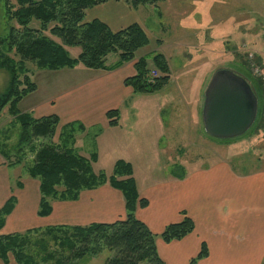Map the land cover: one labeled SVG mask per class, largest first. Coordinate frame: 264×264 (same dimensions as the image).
Wrapping results in <instances>:
<instances>
[{
	"label": "crops",
	"instance_id": "crops-1",
	"mask_svg": "<svg viewBox=\"0 0 264 264\" xmlns=\"http://www.w3.org/2000/svg\"><path fill=\"white\" fill-rule=\"evenodd\" d=\"M139 7L141 5L132 7L125 0H109L88 8L84 20L99 19L113 31L132 23H139L146 30L137 19ZM246 28L243 36L238 39V44L237 41L225 44L233 57L236 52L240 53V48L255 44L258 39L257 31L252 33ZM248 61L255 64V67L259 66L254 62V54L248 55ZM167 63L170 69L168 60ZM134 73V62L128 61L113 70L91 69L78 64L73 68L42 72L37 76L38 80L30 75L37 87L23 98L19 108L23 112H30L34 118L55 114L64 124L78 122L85 128L84 133L94 138L103 135L104 141L96 145L99 156L103 146L106 153L110 145L113 148L118 142L122 144V148L126 145L137 147L133 154L132 151L127 154L143 161L146 154L143 148L145 142L149 140L155 150H160L159 144L168 126L161 117L162 109H154L156 117L144 120L138 117L140 110L126 104L133 91L124 84V79ZM47 81L51 89L48 90L47 87V93L38 98L39 83L47 84ZM200 99L195 108L198 117L200 115L202 118L204 95ZM114 109L119 111L118 123L109 125L106 112ZM119 130L126 132L123 137L115 140V132ZM171 141L173 138L168 147L174 150L178 147V142ZM161 150L162 153L166 151L164 148ZM125 152L118 153L113 161L120 158L132 164L134 159L121 156ZM177 152L178 149L175 150ZM231 158L232 155L229 156ZM255 158L257 163L264 165V153H258ZM212 167L214 168L209 170L187 171L181 176L169 174L155 177L150 184L137 186L139 197L145 198L147 205H136V218L156 234L155 246L163 264H188L191 258L197 256L203 243L208 254L198 259L197 264H262L264 167L262 171L252 169L243 175L227 163L217 170L215 166ZM12 168L4 164L0 154V207L11 195L16 197L15 207L6 217L1 234L19 233L51 225L112 223L125 217L123 195L109 183L83 189L73 201L53 200L51 213L40 217L37 215L40 197L38 180L29 176L13 184L9 178ZM17 182L20 184L17 185ZM183 212L193 220L194 230L181 239L163 241L159 234L168 224L181 221ZM0 264L16 262L12 258L8 263L0 259Z\"/></svg>",
	"mask_w": 264,
	"mask_h": 264
},
{
	"label": "trees",
	"instance_id": "trees-1",
	"mask_svg": "<svg viewBox=\"0 0 264 264\" xmlns=\"http://www.w3.org/2000/svg\"><path fill=\"white\" fill-rule=\"evenodd\" d=\"M107 1L109 0H16L15 9L13 4L5 1L7 15L18 26L15 28L11 25L5 35H0V69L8 73L6 87L0 93V113L6 108L11 116V123L19 127L15 145L20 148L17 149L19 152L28 144L32 147L34 140L51 139L60 122L55 114L34 118L30 112L20 110V102L37 87L29 74L26 61L32 62L38 69L47 70L73 68L78 64L91 69L113 70L134 60L139 49L149 44V37L139 23L113 31L99 19L84 20L88 8ZM125 1L136 8L160 0ZM34 20L39 22L38 28L29 27ZM49 23L55 25L47 29ZM46 29L62 42H56L45 35ZM65 46H80L81 51L76 57H71ZM12 47H15L20 60L8 55ZM110 53H117L118 58L115 62L106 64V56ZM246 56L247 54L237 52L234 54L235 61L239 60L236 73L250 83L253 81L257 90L260 89L256 91L251 85L258 100L257 115L260 113L261 116V121L256 123L264 127V115L259 111V105L264 104L263 85L260 79L250 74ZM254 62L263 67L260 56L254 55ZM134 69L135 73L124 79V84L131 87L134 94L158 92L171 79L167 60L160 52L138 57L134 62ZM118 114V109L106 112L109 125L118 123ZM73 131L84 132L85 128L78 122L66 123L59 133L58 143H41L34 151V159L27 173L39 182L38 214L49 215L52 200H76L81 190L95 188L107 181L121 191L125 201V217L112 223L51 225L24 233L0 234V259L5 263L12 258L16 264H50L48 262L53 258L51 253L47 252L41 258V263H38L34 255L26 251L30 234L35 233L50 237L66 247L70 251L66 258L70 264H82L83 259L97 253L102 246L111 252L105 264H163L155 246L156 234L134 214L136 205L144 207L147 200L139 197L131 164L117 160L109 177L101 172L94 173L90 161H96V153L94 151L90 158L77 154L72 147ZM252 134L253 131H250L249 136ZM4 136L6 139V135ZM68 141L71 142L67 144ZM10 156L8 150L3 152V157L7 160ZM59 186H62L61 190H57ZM15 204L16 197L11 195L0 208V229ZM194 227L193 220L183 212L182 220L168 224L159 237L165 242L181 239L191 233ZM42 250L45 251L44 248ZM207 254L208 249L203 243L197 256L191 258L188 264H197L198 259ZM51 264L64 263L58 258Z\"/></svg>",
	"mask_w": 264,
	"mask_h": 264
},
{
	"label": "rangeland",
	"instance_id": "rangeland-1",
	"mask_svg": "<svg viewBox=\"0 0 264 264\" xmlns=\"http://www.w3.org/2000/svg\"><path fill=\"white\" fill-rule=\"evenodd\" d=\"M5 1L13 4L14 9L16 7V0H0V35H5L11 25L15 26V28L18 26L16 21L10 19L7 15ZM137 15L138 21L146 29L149 44L139 49L136 57L150 55L155 52L165 54L170 65L171 79L157 93H133L128 98L127 105L140 110L138 117L144 120L156 117L154 109H162L161 117L168 127L165 130V136L160 141V150H155L148 140L143 147L146 150V154L143 157L145 159L141 161L139 158L127 154L130 151L133 154V150L137 147L126 145L122 148V144L117 142L113 148L110 145L106 153H104L105 147L103 146L101 156H99L96 145L104 141L102 139L103 135L102 137L96 138L95 136L93 138V136L91 137V135L84 132L73 131L74 141L72 147L77 154L90 158V155L95 151L96 161H90L92 171L94 173H104L109 177L116 162V160L113 161L114 157L118 153L126 151L121 156L134 159L131 164L132 176L139 187L150 184L152 178L155 177L169 174L181 176L185 175L187 171L213 169L214 167L212 166H215L217 170L224 163L231 165L241 175L252 169L262 171L264 165L257 163L258 160L255 158L258 153H264V127L259 126L260 123H256L261 118L260 113L246 133L232 140H221L205 132L202 118L200 115L198 117L195 105L201 96L204 95L215 70L226 68L236 71L235 68H237L239 60L235 61L225 44L228 42L235 43V41L238 44L240 42L238 39L243 36L246 26L249 32H258V39L256 42L254 41L255 44L240 48L239 52L247 54V56L254 54L261 57L263 67L257 66V69L261 70L260 75L254 74L253 66L255 64L251 62H249L248 70L252 76L261 80L262 88L264 89V0H160L153 4L141 5ZM54 25V23H49L47 29ZM29 27L38 28L39 22L34 20ZM47 29L44 31L45 35L56 42H62L59 37L50 34ZM65 49L71 57H76L81 51L80 46H65ZM8 55L17 61L20 60V57L15 52V47H12ZM136 57L131 62H135ZM117 58V53L108 54L106 56V64L115 62ZM25 63L30 75H33L35 80H38L37 76L42 72L51 71L38 69L29 61ZM149 65L151 66V64ZM7 81L8 73L0 69V93L6 87ZM39 84L38 98L40 95L47 93V87L48 90L51 89L48 81L47 84L45 82ZM250 85L256 91L260 90H257L253 81ZM170 97H174V99ZM173 103L177 106L175 107ZM259 111L264 115V104L259 105ZM10 120L11 116L8 114L7 109L4 108L0 113V153L2 152V157L3 152L6 150L11 153L9 160L4 157L3 160L4 164L13 167L9 171V178L15 184L16 181L29 177L27 169L34 159V151L39 148L41 143L48 141L59 142V133L64 123L59 122L51 139L39 138L34 140L32 147H29L28 144L24 146L25 148L23 147L24 150L19 152L17 149L20 150V148L15 147L19 127L12 124ZM250 131H253L251 136H249ZM125 132L126 130L116 131L115 140L120 139V136L123 137ZM160 132L162 133L163 131L160 130ZM4 135H6V139ZM171 138H173L171 142L175 143L176 140L178 142L177 153H175L176 149L171 150L168 147ZM132 141L137 142L134 139ZM70 142L68 141L67 144ZM161 148L166 151L162 153ZM157 152L158 154L160 152V155H157ZM231 155L233 158L229 159ZM119 160L123 159L119 158ZM106 183L109 182L106 181ZM61 188L62 186H59L57 190H61ZM37 215L45 217L39 215L38 210ZM2 228L0 229V234ZM25 231L19 233H24ZM38 246L40 247L38 248ZM42 247L45 251L42 250ZM26 251L33 254L38 263H41V258L48 252L53 257L48 263L51 264L60 258L62 263L70 264V261L66 259L70 251L66 247H62L58 241H54L43 234H30V241ZM110 256L111 252L105 246H102L97 253L83 259L81 263L105 264L106 259ZM262 264H264V258L262 259Z\"/></svg>",
	"mask_w": 264,
	"mask_h": 264
},
{
	"label": "water",
	"instance_id": "water-1",
	"mask_svg": "<svg viewBox=\"0 0 264 264\" xmlns=\"http://www.w3.org/2000/svg\"><path fill=\"white\" fill-rule=\"evenodd\" d=\"M257 110V97L243 76L226 68L212 74L202 107L207 134L217 139L237 138L253 125Z\"/></svg>",
	"mask_w": 264,
	"mask_h": 264
},
{
	"label": "built area",
	"instance_id": "built-area-1",
	"mask_svg": "<svg viewBox=\"0 0 264 264\" xmlns=\"http://www.w3.org/2000/svg\"><path fill=\"white\" fill-rule=\"evenodd\" d=\"M253 70H254V73H255V74L260 75V71H261V70H258L257 67L254 66V67H253ZM153 73H155V72H153ZM263 77H264V76H263Z\"/></svg>",
	"mask_w": 264,
	"mask_h": 264
}]
</instances>
